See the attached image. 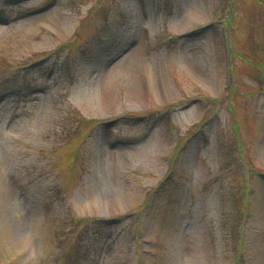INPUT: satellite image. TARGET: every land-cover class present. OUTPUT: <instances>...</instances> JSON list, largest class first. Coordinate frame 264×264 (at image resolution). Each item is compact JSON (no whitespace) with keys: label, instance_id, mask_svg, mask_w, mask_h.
I'll list each match as a JSON object with an SVG mask.
<instances>
[{"label":"rangeland","instance_id":"obj_1","mask_svg":"<svg viewBox=\"0 0 264 264\" xmlns=\"http://www.w3.org/2000/svg\"><path fill=\"white\" fill-rule=\"evenodd\" d=\"M263 56L264 0H0V264H264Z\"/></svg>","mask_w":264,"mask_h":264},{"label":"bare ground","instance_id":"obj_2","mask_svg":"<svg viewBox=\"0 0 264 264\" xmlns=\"http://www.w3.org/2000/svg\"><path fill=\"white\" fill-rule=\"evenodd\" d=\"M138 84H137V82H133V88L135 89V87L137 86ZM110 87H111V83L110 82H107V88H106V91H105V94H106V96H109V93H110ZM139 88V87H138ZM134 96V95H133ZM136 100V99H135ZM137 101V100H136ZM264 141V140H263ZM6 163L8 164V162L6 161ZM5 173H7V171H5ZM17 183H14V182H8V188H9V191H10V197L9 198H11L12 197V200L13 199H15V198H17L18 197V195H15L16 194V192H17ZM22 185H19V187H21ZM21 203H22V205L23 204H25L26 205V203H27V200H26V198H24L23 199V202L21 201ZM24 217H26V216H28L26 213H24V215H23ZM20 220H22V218L20 219ZM33 237H31V239H32ZM29 242H31L29 239H27V244H29Z\"/></svg>","mask_w":264,"mask_h":264},{"label":"trees","instance_id":"obj_3","mask_svg":"<svg viewBox=\"0 0 264 264\" xmlns=\"http://www.w3.org/2000/svg\"><path fill=\"white\" fill-rule=\"evenodd\" d=\"M233 209H234L233 220L236 222H237V219L239 220V218H242L244 214L248 213L246 210V202L240 198L237 202L236 201L234 202Z\"/></svg>","mask_w":264,"mask_h":264},{"label":"water","instance_id":"obj_4","mask_svg":"<svg viewBox=\"0 0 264 264\" xmlns=\"http://www.w3.org/2000/svg\"><path fill=\"white\" fill-rule=\"evenodd\" d=\"M103 222H106V223H112L113 221H107V220H103Z\"/></svg>","mask_w":264,"mask_h":264}]
</instances>
